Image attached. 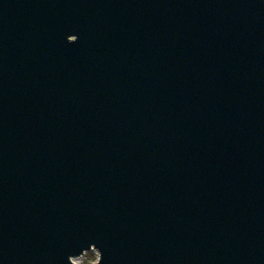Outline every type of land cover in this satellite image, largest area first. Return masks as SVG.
<instances>
[{
    "label": "water",
    "instance_id": "obj_1",
    "mask_svg": "<svg viewBox=\"0 0 264 264\" xmlns=\"http://www.w3.org/2000/svg\"><path fill=\"white\" fill-rule=\"evenodd\" d=\"M264 264V0H0V264Z\"/></svg>",
    "mask_w": 264,
    "mask_h": 264
},
{
    "label": "rangeland",
    "instance_id": "obj_2",
    "mask_svg": "<svg viewBox=\"0 0 264 264\" xmlns=\"http://www.w3.org/2000/svg\"><path fill=\"white\" fill-rule=\"evenodd\" d=\"M99 253L96 249H92L83 253L80 257L76 258L77 264H95L98 260Z\"/></svg>",
    "mask_w": 264,
    "mask_h": 264
}]
</instances>
